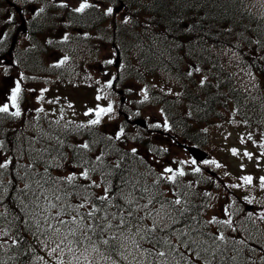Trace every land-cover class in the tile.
Wrapping results in <instances>:
<instances>
[{"label": "trees", "instance_id": "1", "mask_svg": "<svg viewBox=\"0 0 264 264\" xmlns=\"http://www.w3.org/2000/svg\"><path fill=\"white\" fill-rule=\"evenodd\" d=\"M4 1L0 0V57L9 47L14 24L7 15L9 10H3ZM108 1L123 2L120 18L108 20L93 9H65L49 10L54 17H49L47 25L36 19L26 22L33 49L25 51L24 64L39 70L38 77L51 78L35 84L33 94L61 100L72 107L67 113L74 114L60 123L67 129L61 133L58 122L67 117L47 116L48 110L34 121L25 111L16 116L0 112V165H5L0 167V264H52L50 247L55 239L71 249L68 255L85 264H264V211L239 212L240 203L251 200L260 187L256 173L229 172L230 180H222L219 174L209 176L201 166L180 160L156 168L145 155L150 135L138 138L135 151L117 145L119 140L109 136L113 134L105 123L91 128L86 122L79 123L76 112H83L85 106L71 97L90 98L101 108L111 106L112 112L115 95L109 84L87 68L86 53L101 51L113 39L121 53L119 84L138 83L142 92L137 98L145 94L142 105L159 106L169 135L195 146H210L218 161L216 169L229 168L221 162L229 151L222 148L221 155H216L212 149L217 146L208 131L213 130L212 122L224 120L222 109L234 113L230 120L241 129H264V85L258 82L264 80V11L253 9L262 7L263 1L102 0ZM74 29L79 34L67 36L64 48L82 54L74 64L89 84L84 87L75 74L64 72L62 77V66L67 69L69 62L56 60L58 68L49 58L55 51L49 38H62L63 31L71 34ZM27 42L31 44L28 38ZM90 57L92 68H98L100 52ZM14 60V54L7 62L0 60L4 83L12 81ZM195 73L203 74L201 83ZM166 74L173 77V88L166 85L167 89L154 94L156 77ZM123 90L131 100L132 92L126 87ZM29 95L25 90L22 97ZM7 97L10 100L11 92ZM58 163L70 165L80 175L68 176L59 171ZM245 177H251V182L246 183ZM86 182L97 184H81ZM98 186L128 193L138 203L134 209L127 205L124 215L119 207L122 198H113L118 203L115 207L102 204L101 211L108 213L106 221L85 214L91 227L74 231L88 245L87 251L80 252V244L69 243L79 240L66 236L68 228L58 230L59 215L63 211L69 216L83 205L93 208ZM212 198L220 209L205 222ZM113 217L116 223L111 222ZM101 224L104 230L98 227ZM213 227L216 235L206 233ZM105 239L107 245L102 243ZM160 252L165 255H158Z\"/></svg>", "mask_w": 264, "mask_h": 264}, {"label": "rangeland", "instance_id": "2", "mask_svg": "<svg viewBox=\"0 0 264 264\" xmlns=\"http://www.w3.org/2000/svg\"><path fill=\"white\" fill-rule=\"evenodd\" d=\"M259 12V11H258ZM234 65H238V62H236ZM261 85H264V80L258 81ZM134 87V86H132ZM1 96V94H0ZM133 101L136 102L135 98H133ZM137 103V102H136ZM132 105H129L131 107ZM134 106H137L135 104ZM147 106V105H145ZM144 106V107H145ZM132 110V109H131ZM230 111V109H228ZM226 109H223L221 111V114L224 116V120L222 122H212L211 127L213 128L212 131H209L212 140L214 143V146H217L216 148L212 149L214 153H217L216 155H221L220 152L223 149L227 148V151H229V155L227 156V159H224L223 162L226 163V167L231 168L232 171H242L244 173L252 172L256 167H258L259 175L262 174V177L264 178V129H241L240 125L234 124L231 122L230 118L233 116L231 112H229ZM130 111V110H129ZM142 118L146 120L152 126L154 130H164L163 127V120L161 117L160 112L157 109H147L145 111H142ZM233 124L235 127H232ZM117 125V123H116ZM114 126V125H113ZM122 126H109V129H111L112 132L117 131ZM128 133L129 137L127 140L126 146L129 148H133L135 144L136 137L134 135L139 134V131L134 128L128 127ZM243 137H247L251 143L248 142V140L244 139ZM162 139V138H161ZM163 140V139H162ZM165 140V139H164ZM168 144L173 145L176 147L174 149V157L177 158H184V152L179 150V146L165 140ZM164 146V153L158 154L154 153L151 154L150 158L154 160L155 162L159 164H165L167 161L166 158V151ZM235 150V152L233 151ZM171 152V151H170ZM249 155V157L246 155ZM186 158V157H185ZM216 161L213 157H211L210 165L212 163L216 164ZM213 164V165H214ZM157 165V166H158ZM207 165V164H206ZM209 166V165H208ZM59 171L69 175L72 174L73 177H76L77 171L71 172V166L66 164H59ZM154 172H159L160 169H154ZM223 177L227 178L226 175H223ZM256 195L261 197V199L264 201V187H260V190L256 191ZM211 207H214V209L217 211L219 209V203L216 200L211 199ZM209 207L205 210V216L208 215ZM61 256H53L52 264H78L76 261H69V259H65L63 262Z\"/></svg>", "mask_w": 264, "mask_h": 264}, {"label": "snow or ice", "instance_id": "3", "mask_svg": "<svg viewBox=\"0 0 264 264\" xmlns=\"http://www.w3.org/2000/svg\"><path fill=\"white\" fill-rule=\"evenodd\" d=\"M87 7H89V5H88L86 2H84V3H81V4L79 5V7H77V8L75 9V11H77V12H83L84 9L87 8ZM108 11L111 12L112 9H108ZM19 93H20V86H19V84H17L16 87H15L14 89H12V95H11V97H10V100L12 101V104H13L14 106H15V104H16V101H17V98H18V96H19ZM97 99H100V97H97ZM7 111H8V107H7V105H5V106H3V107H0V112H7ZM109 111H111V106H109L108 108H98V109H97V119L91 121V123H92V124H96V123H98V122H99V117H100V115H101L102 113L109 112ZM18 114H19L18 112H17V113H14V115H18ZM85 147H87V146L85 145ZM233 151L235 152V150H233ZM246 155H247V153H246ZM4 166H5V165H0V167H4ZM166 171H171V169H166ZM179 174H180V175H183V172H181V173H179ZM84 175L87 176V173H84ZM69 179H72V177H69ZM244 180H245L246 183H250V182H251V177H245ZM262 181H264V178H262ZM101 199H105V197H101ZM175 203H176V204H179L180 201H179V200H176ZM81 206H82V205H81ZM129 214H130V213H129ZM88 215H89V216H92V215H94V212H90V213H88ZM121 222L123 223V221H121ZM61 223H63V221H61ZM224 223H227V222H224ZM98 227H100L101 230H104L102 224L99 225ZM109 227H111V225H109ZM72 235H75V232H74V231L72 232ZM87 238L91 241V237H87ZM114 239H115V237H114ZM218 239H223V236L218 237ZM69 243H70V244H72V243L80 244L81 241H75V242H73V241H69ZM102 243L105 244V245H107V244L109 243V241H108L107 239H105V240L102 241ZM69 250L71 251V249H69ZM97 250H98V249H96L95 247H93V251H97ZM85 251H87V249H85ZM158 255H160V256H164L165 254H164L163 252H160V253H158ZM85 259H87V257H85Z\"/></svg>", "mask_w": 264, "mask_h": 264}, {"label": "bare ground", "instance_id": "4", "mask_svg": "<svg viewBox=\"0 0 264 264\" xmlns=\"http://www.w3.org/2000/svg\"><path fill=\"white\" fill-rule=\"evenodd\" d=\"M221 2V1H220ZM228 5V4H227ZM226 6V5H225ZM215 7V6H214ZM222 7V6H221ZM224 9V8H223ZM228 9V8H227ZM30 46L32 45V44H29ZM109 49H117V50H119V48L114 44V45H112V46H107V47H104V48H102V50L101 51H103V50H109ZM101 51H96V52H94V53H86V57L87 58H89L90 56H92V55H94V54H96V53H98V52H101ZM120 51V50H119ZM71 57L73 58V59H78V58H83V56H82V54H72L71 55ZM132 86H134V87H132ZM126 88H128L131 92H132V98L131 99H133V98H137V96H138V93H140V92H142V88H141V86L138 84V83H135V84H132V85H129V86H125ZM114 95H115V101L117 100H127V97H126V94H125V92H124V90H123V88L122 89H120L119 91H117V92H112ZM54 132H57V131H54ZM58 164H60V163H58ZM165 204V203H164ZM165 210V209H164ZM167 211V210H166ZM172 212V211H171ZM162 213V212H161ZM171 214V213H170ZM161 215L162 214H160V217H161ZM196 227V226H195ZM80 229V228H79ZM79 229H78V231H79ZM68 232L69 233H72L73 231H75V228L74 227H68ZM80 233V232H79ZM214 245V244H213Z\"/></svg>", "mask_w": 264, "mask_h": 264}, {"label": "water", "instance_id": "5", "mask_svg": "<svg viewBox=\"0 0 264 264\" xmlns=\"http://www.w3.org/2000/svg\"><path fill=\"white\" fill-rule=\"evenodd\" d=\"M135 123L137 124H141L140 121H135ZM142 125V124H141ZM187 151L189 152V154L196 160V161H204L205 159H207L208 155L206 153H204L203 151L194 148V147H186Z\"/></svg>", "mask_w": 264, "mask_h": 264}]
</instances>
